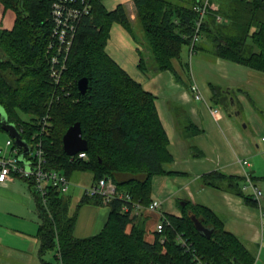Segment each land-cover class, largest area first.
I'll return each instance as SVG.
<instances>
[{"label": "trees", "instance_id": "trees-1", "mask_svg": "<svg viewBox=\"0 0 264 264\" xmlns=\"http://www.w3.org/2000/svg\"><path fill=\"white\" fill-rule=\"evenodd\" d=\"M0 1L17 14L14 27L0 31V104L9 122L17 126L28 143L33 136L43 141L49 168L62 170L69 177L75 171H89L93 182L111 178L119 192L149 205L153 176L176 172L164 168L174 158L154 95L106 51L115 22L135 34L126 7L119 4L108 10L103 0H90L91 13L81 20L67 56L62 84L67 85L70 95H65L61 86L54 84L49 71L47 45L53 28L52 1ZM195 3L197 0L190 5L169 0H134L136 20L158 70L172 69V59L179 58L183 47L190 45L198 17ZM221 3V13L232 23L233 32L215 37L216 55L264 72V0ZM217 13L211 11L215 19ZM206 26L204 21L202 31ZM249 39L256 52H249ZM140 62L142 66V58ZM81 78L88 80L85 93L78 87ZM56 94L60 97L51 102ZM21 112L30 118L24 120ZM46 113L51 116L50 130L40 134ZM77 122L88 142L87 158L71 160L62 139ZM204 179L212 186H218L217 181H227L228 188L247 203L257 205L253 196L242 190L238 177L213 172L204 175ZM28 181L41 218L40 264H197V257L208 264L256 263L255 253L225 229L224 219L201 203L179 201L182 216L166 215L170 224H165L150 243L145 239L144 224L135 222L130 211H123L124 205H131L127 199L106 202L100 196L86 195L71 212V198L67 194L49 185L44 204L33 181ZM92 200L109 205L108 220L98 234L78 238L74 230L79 210ZM193 215L212 229L210 238L197 229ZM129 224L132 226L127 230ZM49 252H54L55 262L46 258Z\"/></svg>", "mask_w": 264, "mask_h": 264}, {"label": "crops", "instance_id": "crops-1", "mask_svg": "<svg viewBox=\"0 0 264 264\" xmlns=\"http://www.w3.org/2000/svg\"><path fill=\"white\" fill-rule=\"evenodd\" d=\"M103 3L108 10L124 5L132 23L138 24L134 0H103ZM213 4L218 7L216 12L222 20L209 13L205 19L207 28L202 31L192 59L187 46L186 53L182 51L179 58L172 59L173 68L168 70L157 69L140 27L139 34L134 35L120 23L115 22L111 27L106 51L154 95L169 138L168 149L174 158L164 168L176 172L152 178V200L160 201V208L132 211L131 217L144 224L145 239L153 243L162 214L181 217L179 201L185 199L201 203L219 214L225 221V229L238 236L254 253L262 246L255 263L260 264L264 262L261 208L247 203L228 188L227 181H217L218 186H212L204 179V175L213 172L238 177L242 190L252 195L246 188L250 177L263 191L264 211V72L216 55L215 37L232 35L233 25L221 13L223 3L213 0ZM16 18V12L0 1V31L12 29ZM247 43L250 53L257 51L251 39ZM195 85L202 94L200 99L193 90ZM211 107L219 111L212 113ZM1 131L8 132L2 127L0 114ZM9 136L13 139L10 133ZM15 148L16 145L8 146L6 142L5 148L0 149L15 155ZM22 151L19 148V153ZM19 178L22 177L13 173L5 182H0V264H40L41 218L33 188L27 179L23 178L24 184ZM76 193L79 203L86 196L84 187ZM109 213L110 207L105 203L97 204L93 200L84 203L79 210L75 236L85 238L98 234Z\"/></svg>", "mask_w": 264, "mask_h": 264}, {"label": "built area", "instance_id": "built-area-1", "mask_svg": "<svg viewBox=\"0 0 264 264\" xmlns=\"http://www.w3.org/2000/svg\"><path fill=\"white\" fill-rule=\"evenodd\" d=\"M51 16L53 20V28L49 43L47 45L50 61V76L56 86H61V90L65 95H70L67 85L62 84L63 73L67 69V56L71 51L73 40L77 28L81 20L90 15L92 4L90 0H51ZM194 10L197 12L198 17L195 22L194 33L189 45L190 56L194 54L197 41L202 37V26L206 16L218 7L213 4V0H197L194 4ZM218 21L222 20L221 15L216 14ZM61 55V56H60ZM63 57V59H62ZM193 90L197 91L196 98H202L201 92L197 86H193ZM60 95L56 94L54 98H59ZM52 104V103H51ZM50 105V104H49ZM217 107H211L212 113H217ZM51 116L46 113L42 118V129L40 134H47L51 126ZM264 139V137H263ZM8 146L15 147L13 140L7 141ZM31 155L30 158L23 156V160L19 158V148H15V155H8L3 149H0V182H5L10 174H16L27 180H32L34 186L40 195L43 196V202L46 204L44 195H46L49 185L57 187L61 193L66 194L72 182L69 176L62 171L47 167V156L44 149V144L41 139H36L33 136V141L29 143ZM71 160L86 159V151H81L75 155L70 156ZM246 188L252 192L253 198L256 200L257 205L261 208L262 217L264 221V211L261 207V198L263 191L253 183L250 177H247ZM86 195L90 197L100 196L104 201H109L113 198L127 199L131 205H124L123 211H141L142 209L157 210L160 208V201L152 200L149 205L144 206L140 202L133 201L130 195L118 191L116 183L111 178H101L92 183L90 187H84ZM165 224H170L169 218L162 214L161 220L157 225V232L161 233ZM181 243L186 245L185 239L180 237ZM164 241V238L161 239ZM197 264H208L197 257Z\"/></svg>", "mask_w": 264, "mask_h": 264}, {"label": "water", "instance_id": "water-1", "mask_svg": "<svg viewBox=\"0 0 264 264\" xmlns=\"http://www.w3.org/2000/svg\"><path fill=\"white\" fill-rule=\"evenodd\" d=\"M87 84H88V80L86 78L79 79L78 87L82 93H85L87 89ZM0 107H1L0 114H1L2 127L10 133L11 137L14 139L15 145L18 148L23 149V151L19 155L20 161H22L23 160L22 157L30 152L29 143L22 137V134L20 130L17 128V126L14 123L9 122L7 118V114L5 113L1 104ZM62 141H63L64 150L69 156L75 155L81 151H86L88 149V142L83 137L81 124L79 122L71 125L67 129V131L63 136ZM182 204H184V202H182ZM192 218L195 222L197 229L201 233L206 235L208 238H210L212 235V229L204 226L196 216L193 215Z\"/></svg>", "mask_w": 264, "mask_h": 264}, {"label": "rangeland", "instance_id": "rangeland-1", "mask_svg": "<svg viewBox=\"0 0 264 264\" xmlns=\"http://www.w3.org/2000/svg\"><path fill=\"white\" fill-rule=\"evenodd\" d=\"M169 1H171L173 3H177V4L190 5L192 0H169ZM215 1L217 3H221L223 0H215ZM133 27L135 29V33L136 34H139V27H140V31H142L143 34L145 35L143 29L141 28V26H139V24L135 25V23H133ZM137 36H139V35H137ZM201 38L197 41V45L200 42ZM183 51H184V53H186V51H187V46L186 45L183 47ZM193 55L191 56V59H192ZM0 109H1V107H0ZM20 115H21V117L24 120H28L30 118V115L26 114V113H22L21 112ZM0 133H1V136H0V148H5V145H6V142H7L6 140L7 139H11V138H10L8 132L1 131ZM11 140H13V139H11ZM18 180L21 181L22 183L26 184V181L23 178H19ZM70 180L72 182V186H71V190L68 193V195L69 196L71 195V212H74L76 210V206H77L78 201H79V199H78V197L76 195L77 194L76 190L82 189L83 187H90L92 185V183H93L92 173L89 172V171H75L74 173L71 174ZM261 249H262V246H259L256 249L255 255H256L257 261L259 260ZM53 254H54V252L47 253L46 258L47 259H51L53 262H55ZM263 258H264V252H263ZM260 264H264V262L260 263Z\"/></svg>", "mask_w": 264, "mask_h": 264}, {"label": "bare ground", "instance_id": "bare-ground-1", "mask_svg": "<svg viewBox=\"0 0 264 264\" xmlns=\"http://www.w3.org/2000/svg\"><path fill=\"white\" fill-rule=\"evenodd\" d=\"M23 138H24V136H23ZM27 140V139H26Z\"/></svg>", "mask_w": 264, "mask_h": 264}]
</instances>
